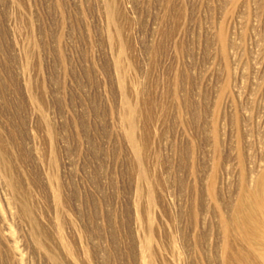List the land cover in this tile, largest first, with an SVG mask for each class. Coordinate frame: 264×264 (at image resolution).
I'll return each instance as SVG.
<instances>
[{"label":"rangeland","instance_id":"1","mask_svg":"<svg viewBox=\"0 0 264 264\" xmlns=\"http://www.w3.org/2000/svg\"><path fill=\"white\" fill-rule=\"evenodd\" d=\"M0 264H264V0H0Z\"/></svg>","mask_w":264,"mask_h":264},{"label":"bare ground","instance_id":"2","mask_svg":"<svg viewBox=\"0 0 264 264\" xmlns=\"http://www.w3.org/2000/svg\"><path fill=\"white\" fill-rule=\"evenodd\" d=\"M126 122L128 125V138L131 142H133V121L131 116L126 118Z\"/></svg>","mask_w":264,"mask_h":264}]
</instances>
